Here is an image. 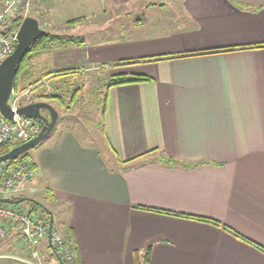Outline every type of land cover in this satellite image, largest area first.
Instances as JSON below:
<instances>
[{"label":"crops","instance_id":"1","mask_svg":"<svg viewBox=\"0 0 264 264\" xmlns=\"http://www.w3.org/2000/svg\"><path fill=\"white\" fill-rule=\"evenodd\" d=\"M31 1L57 29L84 28L81 46L44 52L58 59L46 70L150 78L104 90L108 151L66 128L30 157L19 197L47 207L77 264H264V0ZM10 236L0 264H24Z\"/></svg>","mask_w":264,"mask_h":264},{"label":"built area","instance_id":"2","mask_svg":"<svg viewBox=\"0 0 264 264\" xmlns=\"http://www.w3.org/2000/svg\"><path fill=\"white\" fill-rule=\"evenodd\" d=\"M3 10L0 12V63L11 55L17 43L18 28L7 33L5 30L13 18L21 16V9H28L30 0H2ZM46 94L52 88L45 85ZM25 93L12 88L8 105L14 113L13 120H6L0 113V148L14 143H24L35 137L41 130V124L33 119H28L16 114L17 109L32 102L23 103ZM34 175L30 161L15 159L0 163V199H13L19 197L24 185L32 181ZM13 234L17 244L24 251L26 258L21 259L24 264H44L43 254H48V259L71 264L75 258L73 241L69 234L59 231L52 224L49 234V216L44 211H34L20 204L0 203V240ZM47 238L49 250L39 251L41 243ZM40 246V247H39ZM42 261V262H41Z\"/></svg>","mask_w":264,"mask_h":264},{"label":"rangeland","instance_id":"3","mask_svg":"<svg viewBox=\"0 0 264 264\" xmlns=\"http://www.w3.org/2000/svg\"><path fill=\"white\" fill-rule=\"evenodd\" d=\"M82 2L83 0L78 1L80 5H83ZM154 2L158 3L161 1L154 0ZM139 4H141V2L138 1L135 4L136 7L132 6V4L122 6V12L125 11L122 14V16L123 17L128 16L129 11H133V12L136 11L137 13L138 10L140 9L137 7L139 6ZM175 8L177 9L176 5H175ZM1 10L2 8L0 7V12ZM85 10L86 9L84 7H80L77 11L80 14H82L83 12H85ZM42 12L44 13V11ZM43 13L38 14L36 13V11H34L33 2L31 0H30V6L28 7V9L26 8V9L20 10V14L24 18L26 17L35 18L38 21L40 28L49 33H59L60 35L64 33V35H70L71 34L69 33L70 31L73 33L75 39H77L76 34H81V30L82 29L84 30L82 26H75L76 27L75 30L74 29L67 30L64 32L63 29L62 30L57 29V27L54 24L49 22V18H47L46 13L44 14ZM60 13L62 12H59V14ZM72 15L74 14L69 15V17L76 18L75 16H72ZM114 17L115 16H113L111 12H108L106 13V15L100 18L102 19L101 21L103 22H108V20H111V23L113 24ZM83 22H85V18L80 19V21H78L76 24L83 23ZM62 48L64 49L66 48V46L60 47V49ZM44 52L45 51L43 52L41 51L35 56H33V59L30 58L31 60L30 59L27 60L26 65H25L26 74L22 73L21 75H19L17 79V84L13 85L14 92L19 90L20 92L25 93L22 99L23 103L38 102V98H37L38 95L34 94V90H33L34 87L30 86V84H33L38 79V77L40 76L39 74L42 71L48 69L49 67L48 63L56 62L58 60L56 55L53 56L52 54L49 53V55L47 56L46 55L47 52L46 53ZM56 64H60V63H56ZM98 69L100 72L95 73L94 70H90L87 75L86 74L84 75L83 72L81 73L73 72L71 74V80L69 82V91H64L62 94L63 104L62 105L58 104L55 101H51L48 103L52 107H54V109L57 111L58 116H59L58 122L54 128V131L52 132L53 134L56 132L57 129L65 130L66 128H71L83 137L94 138L96 141H99L101 139L102 143H104V146L102 147L103 151L106 152L108 150H107V147L105 146L106 140L103 135V124L99 126L98 122L101 123V112H102L103 100H104L103 95L105 93L104 90H102V85H103L104 78L107 75L105 71L107 69L108 70L111 69V66L99 67ZM74 70H78V69H74ZM75 74H81V75L74 76ZM76 86H80L81 90L80 92L78 91V94L76 96L77 102L75 104L70 103L71 104L70 105L69 104L70 93H71V90L74 89ZM41 145H44V142ZM34 149H37V147ZM34 149L29 150L25 154H29V156L32 157V155H34L33 154ZM25 186L26 185H24V187ZM20 204H22V206H27L26 201H23ZM10 239H12V237L8 235L3 240H0V248L2 245H5L7 249V246H9V244L6 242L10 241ZM0 250L2 251V249ZM19 250L22 252L21 248L18 249V251ZM48 254L46 253L43 254V263L50 262L51 264H55V263L59 264L55 260L54 257L51 260H48Z\"/></svg>","mask_w":264,"mask_h":264},{"label":"trees","instance_id":"4","mask_svg":"<svg viewBox=\"0 0 264 264\" xmlns=\"http://www.w3.org/2000/svg\"><path fill=\"white\" fill-rule=\"evenodd\" d=\"M0 6L3 10L2 0H0ZM23 19L24 18H22L21 16H18L16 18L11 19L10 25L6 28L5 31L7 33H11L13 31H15L19 27V25ZM80 19L81 18L73 20V21L67 23V25L68 24L69 25H73V24L75 25L78 21H80ZM0 34H2V32H0ZM80 39L81 38L75 39V37L69 36V35H64V34L60 35L59 33L47 32V34L45 36H42L39 39H37V41L31 46L29 52L26 54V56L24 57V59L22 60L20 65L18 66V71H17V74H16L15 79H14V84L15 85L17 84L18 76L21 75L22 73H25V65H26L27 60L32 58L34 55L38 54L41 51L42 52L48 51L51 49L64 47V46H67V47L81 46V44H83V42ZM119 65H123V64L120 63ZM78 70L65 69V68L45 70L33 84H30V86L34 87L33 88L34 94L38 95L37 96L38 101H45V102L55 101L58 104L62 105L63 104L62 103V99H63L62 94L64 91H69V82L71 80V74L73 72L78 73ZM142 82H150V78L145 77V76H134V75L129 76L126 74L109 75V76H106L104 78L102 90H105V89L107 90L108 88L115 87V86H121V85H127V84H136V83H142ZM45 85L52 88L51 93H49V94L45 93V91H44ZM79 88H80V86H76L74 89L71 90L70 97H69V104L70 103L75 104L77 102L76 96L78 94V91L80 92V90H81V88L80 89ZM40 128H41V126H40ZM20 144H22V143L17 142L13 145L9 144V145L2 146L0 148V155L8 152L13 147L18 146ZM18 158L30 161L29 154H25L22 157L19 156ZM159 161L162 164H166L167 162H172L171 159H166V158H160ZM30 163L32 164L31 161H30ZM32 167H33V164H32ZM185 167H191V165H186ZM21 199H25V198L18 197L16 200H21ZM21 202H23V200ZM20 203H18V204H20ZM26 204H27L26 207H29L34 211H37V212L44 211L48 216L51 215V213L47 210L46 207H44V205H42L36 201H34V202L33 201H26ZM20 205L22 206V204H20ZM162 213L169 214L168 212H162ZM173 215H176V214H173ZM180 216H185V217L193 219V220L210 223V224H213V225L220 227V224L214 220L201 218V217H193V216H189V215L188 216L180 215ZM222 228L226 232L233 235L234 237H236L240 240H244L242 237H240L237 233L232 231L230 228L224 227V226ZM256 247L261 249L264 252V248L257 246V245H256ZM76 263H77V261H76V256H75V258L71 264H76ZM61 264H68V263L62 262ZM137 264H140V263L137 262Z\"/></svg>","mask_w":264,"mask_h":264},{"label":"water","instance_id":"5","mask_svg":"<svg viewBox=\"0 0 264 264\" xmlns=\"http://www.w3.org/2000/svg\"><path fill=\"white\" fill-rule=\"evenodd\" d=\"M46 34L47 32L40 28L35 18H24L18 27L16 35L17 43L14 52L0 63V113L8 121H12L14 116V113L8 105V100L14 85L18 66L37 39ZM43 112H47L46 115ZM16 114L39 122L41 124V130L32 139L0 155V163L14 160L39 145L54 131L59 118L54 107L45 101H38L22 106L17 109ZM22 200L34 202V200L25 198L21 200L0 199V203L18 204ZM52 221L53 217L50 215L49 234L52 228Z\"/></svg>","mask_w":264,"mask_h":264},{"label":"flooded vegetation","instance_id":"6","mask_svg":"<svg viewBox=\"0 0 264 264\" xmlns=\"http://www.w3.org/2000/svg\"><path fill=\"white\" fill-rule=\"evenodd\" d=\"M46 113L47 112H43V114H45L46 115ZM52 216V215H51ZM53 217V216H52ZM49 218H50V216H49ZM52 224H54L56 227H57V225L55 224V222H54V219H53V221H52Z\"/></svg>","mask_w":264,"mask_h":264}]
</instances>
